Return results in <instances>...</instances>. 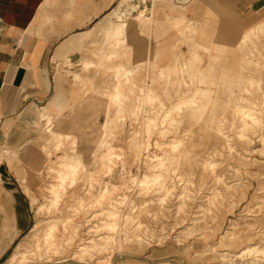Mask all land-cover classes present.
I'll use <instances>...</instances> for the list:
<instances>
[{
  "label": "rangeland",
  "instance_id": "obj_1",
  "mask_svg": "<svg viewBox=\"0 0 264 264\" xmlns=\"http://www.w3.org/2000/svg\"><path fill=\"white\" fill-rule=\"evenodd\" d=\"M193 1L118 0L107 15L110 22L144 24L146 43L131 36L121 49L127 41L120 37L112 42L115 58L98 53L97 75L85 67L83 80L76 77L87 93L57 119L61 132H71L64 149L79 138L87 167L74 186L67 182L49 241L43 229L55 213L47 208L49 188L59 182L49 166L58 165L63 151L55 149L46 119L6 130L0 140V264L27 237L28 258L14 264H264V90L258 84L264 87V67L255 64L264 62V0L258 12L235 19L215 0H204L203 11ZM117 65L131 74L118 75ZM116 85L122 111L110 102ZM198 88L205 90L201 98L174 112V122L165 120L169 107ZM149 93L153 103L146 100ZM91 96L97 99L90 104ZM242 104L256 106L262 117L245 135L236 115ZM150 118L155 122L147 130ZM178 138L184 143L174 150ZM101 140L123 159L103 158L110 145ZM160 157L167 160L162 182L139 184L138 176L159 166ZM113 204L121 214L116 228L106 224L114 218L108 213ZM93 240L102 244L84 249Z\"/></svg>",
  "mask_w": 264,
  "mask_h": 264
},
{
  "label": "crops",
  "instance_id": "obj_2",
  "mask_svg": "<svg viewBox=\"0 0 264 264\" xmlns=\"http://www.w3.org/2000/svg\"><path fill=\"white\" fill-rule=\"evenodd\" d=\"M117 1L0 0V140L6 138L7 129L19 131L20 126L44 120L43 111L70 114L87 93V86L76 80H83L85 62H91L88 67L95 76L98 70L93 64L100 67L98 53L104 50L108 57L114 52V40L127 41L121 49L130 46L131 36L141 41L146 35L141 22H129L112 36L120 22L106 18ZM215 2L218 10L235 19L258 12L261 1ZM192 3L204 10V0ZM186 13H191L190 8ZM233 28L236 31L238 26Z\"/></svg>",
  "mask_w": 264,
  "mask_h": 264
},
{
  "label": "bare ground",
  "instance_id": "obj_3",
  "mask_svg": "<svg viewBox=\"0 0 264 264\" xmlns=\"http://www.w3.org/2000/svg\"><path fill=\"white\" fill-rule=\"evenodd\" d=\"M124 15V13H120L118 15L119 19L122 18V16ZM136 19V18H135ZM127 22L126 20L122 19V23L120 24H116V26L114 27L113 31H112V36H116L120 33L121 28L125 25L126 26ZM254 29V28H252ZM141 30V29H140ZM138 31V29H137ZM140 32V31H139ZM251 34V33H250ZM260 34V33H259ZM257 40V39H256ZM115 41V40H114ZM119 40H116L115 42L118 43ZM262 48V47H260ZM115 52H111L108 57L110 59H112L115 56ZM158 55V54H157ZM188 55V54H187ZM91 62L86 61L85 62V66L88 67L90 66ZM255 64L257 65L258 68H263L264 67V62L261 61H255ZM173 66V65H172ZM187 67V66H186ZM176 68H173V71ZM116 73L118 75H125V76H129L131 74V69L125 67L124 65H117L115 67ZM183 73V72H182ZM262 78V77H261ZM249 82L251 85H254V83L257 82V79L255 78V76L249 77ZM259 85L262 86V89L264 90L263 84L260 82H258ZM257 90V89H256ZM204 89L202 88H198L195 92V94H193L191 97H183L179 102H177L175 105H173L172 107H169L167 110V117L165 118V120H169L170 122H174L175 118L172 116V114L176 111L180 112L183 110V108H185L186 106H188L189 103H195L197 101V99L201 98V96L204 93ZM252 93V91L250 92ZM239 96V95H238ZM264 97V96H263ZM88 98V97H87ZM95 99V96H91L90 98L86 99V102H88V100L90 101V104L92 103V100ZM97 99V98H96ZM155 99V96L152 94H146V100L147 102L153 103ZM246 99V98H245ZM235 100V99H233ZM248 100V99H246ZM261 100V99H260ZM110 102H113L115 104V106L117 107V109L119 111H122V93L121 90L119 88V85H116V89L115 91L111 94L110 96ZM235 102V101H234ZM89 103V102H88ZM249 103V102H248ZM263 103V102H262ZM108 104V103H107ZM112 104V103H110ZM256 104V103H255ZM109 106V104H108ZM141 106V105H140ZM89 107V106H88ZM86 107V108H88ZM107 107V106H106ZM111 107V106H110ZM109 107V108H110ZM114 107V106H113ZM237 107V108H236ZM236 108V115L239 117L240 122L238 124V127H240L239 129L241 130V135H245L247 131H252L255 128H257L261 123H262V117L260 114V111L258 110V108L256 106H252L251 104H242V105H237ZM164 108V107H163ZM233 108V107H232ZM108 109V108H107ZM106 109V110H107ZM113 109V108H112ZM110 110V109H108ZM114 110V109H113ZM112 110V111H113ZM111 111V110H110ZM115 111V110H114ZM113 111V112H114ZM107 113V111H105ZM109 113V111H108ZM57 115L50 113L49 111H43L41 113V118L46 119L47 120V124L49 126V131L50 134L54 135L56 140L54 142V146L55 149L57 150H62L63 152L59 155L60 157V161L58 162L57 166H49V169L55 171L57 173V177L59 182L57 183H53L52 186H50L49 188V192H50V201L47 204V208L48 211H54L55 213L49 217H47L44 220V226L43 229H45L46 232V238L49 241L50 238H54L55 234V228L57 226V222H58V214L60 212V208H61V204H62V197H63V193L65 191H67V182L69 181L70 186H74L76 184V182L78 181L77 179V175L80 172V170H86V163L84 161V155L83 153L79 152L78 150V145H79V138H75L72 143L73 146H71V149H64V143H65V138H70L71 137V132L69 130H65L64 132H61V127H59V123L61 121V118L57 119ZM109 119V118H108ZM122 120H125V118H122ZM164 120V122H165ZM177 121V119H176ZM104 122V121H103ZM155 122V118H150V120L147 122L146 124V129L150 130L152 126V124ZM105 123V122H104ZM107 123V122H106ZM82 124V122H81ZM164 124V123H163ZM231 124V123H230ZM103 125V124H101ZM222 125V124H221ZM234 125V124H233ZM70 126V125H69ZM232 126V125H231ZM237 126V125H236ZM261 127V126H260ZM107 128V127H104ZM262 129V128H261ZM146 130V131H147ZM237 130V129H236ZM88 131V130H87ZM101 131V130H100ZM104 132V131H103ZM93 133V132H92ZM140 133V132H139ZM189 133V132H188ZM64 134V136H63ZM91 134V133H90ZM176 134V133H175ZM151 135V134H150ZM121 136V135H120ZM167 136V134H166ZM98 137V136H96ZM108 137V135H107ZM141 137V136H140ZM144 137V136H143ZM263 138V136H262ZM95 139V138H94ZM147 139V138H146ZM150 140V139H149ZM183 139L178 138L177 140H172V145H173V149L176 150L179 148L180 145H182L184 142L182 141ZM101 146L106 145L107 142L105 140H101ZM99 143V142H98ZM145 143V142H144ZM227 143V142H226ZM97 145V144H96ZM95 145V147H96ZM108 146L110 145V148H108V152L103 154V158L105 159H109L111 160L112 158L116 157L117 159H123V155L121 153L118 152H114L112 149L115 147L113 144H107ZM151 145V144H150ZM136 146V145H135ZM157 145H155L156 147ZM98 147V146H97ZM149 147V146H148ZM147 147V148H148ZM139 148V147H138ZM161 148V147H160ZM56 150V151H57ZM152 150V149H151ZM95 152V151H94ZM239 153V152H238ZM48 154L51 156L52 154V150H48ZM58 154V152H57ZM245 154V153H244ZM176 156V155H175ZM222 156V155H221ZM52 157V156H51ZM92 157V155L90 156ZM173 156H171L172 158ZM246 157V156H245ZM101 158V156H100ZM102 159V158H101ZM160 165H152L150 166V170L148 172H144L143 174H141V178H139L138 176V183L146 186V187H151L155 184L161 183L163 180V176L165 173V168H167L166 163L167 160H165V158L160 157ZM210 159V158H209ZM208 159V160H209ZM171 160V159H170ZM175 161V160H174ZM214 162V161H211ZM91 163V162H90ZM171 164V163H170ZM172 166V165H171ZM216 167V166H215ZM163 168V169H162ZM227 170V169H226ZM89 171H93V168H90ZM225 172V171H224ZM227 173V172H226ZM224 174V173H223ZM181 175V174H180ZM216 175V174H214ZM222 176V175H221ZM136 177V176H135ZM92 180V179H90ZM100 180V179H99ZM100 182V181H99ZM88 183V182H87ZM91 183V182H90ZM105 183V182H104ZM109 183V182H108ZM240 183V182H239ZM88 186V185H87ZM103 187V186H102ZM107 187V186H106ZM160 188V187H159ZM163 189V188H162ZM104 190V189H103ZM106 190V189H105ZM109 190V189H108ZM168 191V190H167ZM104 192V191H103ZM47 194V193H46ZM96 194V193H95ZM169 195V194H168ZM96 197V196H95ZM102 197V196H101ZM159 197V196H158ZM167 197V196H166ZM34 200H36L34 198ZM123 202V201H122ZM121 203V202H120ZM134 203V202H133ZM116 205V204H115ZM113 204L112 208H110L108 211V213H111V215L113 214V219L112 220H106V224L107 226L109 225V227L112 228H116L117 225L120 223L119 222V217L117 218L118 215L121 214L119 207L115 206ZM134 206H132L131 209H134ZM147 207V206H146ZM45 205L42 204L40 205L39 209L40 210H45ZM106 208H104L105 210ZM132 216V210L129 211L127 214L124 213V217L125 220L126 219H130V217ZM69 222V219H65L62 220V223L64 226H67ZM105 223V222H104ZM133 223V222H132ZM144 223V222H143ZM136 225V224H135ZM104 226V224H103ZM141 226V225H140ZM148 226V225H147ZM129 227V226H128ZM134 227V226H133ZM143 227V226H141ZM38 226L34 225L33 229H37ZM130 228V227H129ZM115 230V229H114ZM42 231V230H41ZM134 233V232H133ZM125 234V233H124ZM128 235H130L128 233ZM132 235V234H131ZM136 235V234H135ZM36 236V235H35ZM106 239L108 238L107 235L105 236ZM115 237V236H114ZM141 237V236H140ZM143 237V236H142ZM30 238V237H29ZM128 239V238H127ZM54 240V239H53ZM28 237L25 238L24 240L20 241L15 250L13 251V253L10 255V257L7 260V264H14L17 261H25L28 258ZM57 241V240H56ZM54 243V242H53ZM102 244L101 241H96L93 240L91 244L88 243V245H85L84 249H88L91 246H94L95 244ZM113 243V242H112ZM83 244V243H82ZM37 246H40L37 243ZM214 249V248H213ZM250 249V247H249ZM243 250V249H242ZM247 249H244L243 252H245ZM249 251V250H248ZM259 252V251H258ZM250 254V253H248ZM242 255V254H241ZM242 262V261H240ZM241 264V263H240Z\"/></svg>",
  "mask_w": 264,
  "mask_h": 264
}]
</instances>
